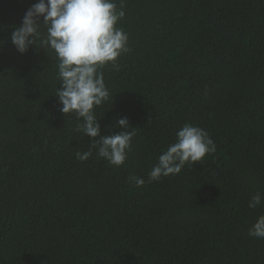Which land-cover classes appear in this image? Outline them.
I'll return each mask as SVG.
<instances>
[{
  "label": "trees",
  "instance_id": "obj_1",
  "mask_svg": "<svg viewBox=\"0 0 264 264\" xmlns=\"http://www.w3.org/2000/svg\"><path fill=\"white\" fill-rule=\"evenodd\" d=\"M0 264H264V0H0Z\"/></svg>",
  "mask_w": 264,
  "mask_h": 264
}]
</instances>
